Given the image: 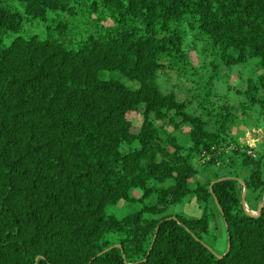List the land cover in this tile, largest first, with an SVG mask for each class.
<instances>
[{
	"label": "trees",
	"instance_id": "1",
	"mask_svg": "<svg viewBox=\"0 0 264 264\" xmlns=\"http://www.w3.org/2000/svg\"><path fill=\"white\" fill-rule=\"evenodd\" d=\"M188 47L212 94L223 67L254 63L242 100L195 112L164 88L171 70L198 81ZM250 110L264 0H0V264H264V207L243 203L245 185L264 203V144L225 151ZM193 197L200 215L176 210Z\"/></svg>",
	"mask_w": 264,
	"mask_h": 264
},
{
	"label": "rangeland",
	"instance_id": "2",
	"mask_svg": "<svg viewBox=\"0 0 264 264\" xmlns=\"http://www.w3.org/2000/svg\"><path fill=\"white\" fill-rule=\"evenodd\" d=\"M62 17L70 21L74 19V17L67 16V14H63ZM25 30L31 33L39 32L44 34V32L47 31V23L41 20H27ZM188 50L196 68L194 77H197L198 81H195L192 75L179 77L177 71L171 70L169 76L161 80L164 88L174 90L178 97L186 101L195 112H201L202 109L204 110L202 106L207 107L206 109H211V107L221 109L223 106L231 105L242 100L243 97L240 95L239 91L245 88L248 79L255 74L254 63L249 62L233 67H223L221 72H219L221 80L216 83L214 93L212 94L210 93L211 88L207 87V80L208 76L214 73L213 69L208 65V60L201 56L196 50L193 48L189 49V47ZM203 114L205 115V113ZM235 117L237 120L235 123H228L230 124L228 132L231 133L236 140L233 142L234 144L226 147V153L232 151L234 148L241 147L248 151V154L255 155L262 150V145L264 144V114L261 110H250L246 113L240 111V115L236 114ZM129 118L135 125H139L142 121L141 115L137 112H131ZM213 119H215V117ZM168 130L174 133L173 126H169ZM188 130L189 127L185 126L181 133L184 134ZM223 150L222 148L219 151L204 154L196 163L198 165H204L213 154L223 155ZM134 194L137 196L139 195L137 191H135ZM123 206L124 203L122 202L120 208ZM245 206L250 212H257L251 209L248 203H245ZM176 210L186 215L198 216L201 214V208L194 197L178 205ZM221 226L220 223L219 228L222 240L220 239L218 249L219 252L222 253L226 247V237ZM210 244L218 251L216 244L212 242Z\"/></svg>",
	"mask_w": 264,
	"mask_h": 264
},
{
	"label": "water",
	"instance_id": "3",
	"mask_svg": "<svg viewBox=\"0 0 264 264\" xmlns=\"http://www.w3.org/2000/svg\"><path fill=\"white\" fill-rule=\"evenodd\" d=\"M241 181H242V180H241ZM246 194H247V186L245 185V186H244V192H243V203H244V205H245ZM263 207H264V203H262V204L259 206V209H258V211L256 212V214L259 213L260 210L263 209ZM246 210H247L249 213H251L247 208H246ZM252 214L255 215V213H252ZM228 250H229V249H228ZM217 255H218V256H222V255H219V254H217Z\"/></svg>",
	"mask_w": 264,
	"mask_h": 264
}]
</instances>
